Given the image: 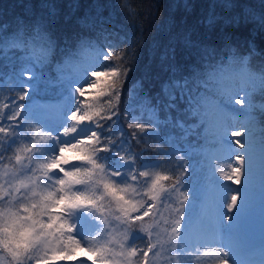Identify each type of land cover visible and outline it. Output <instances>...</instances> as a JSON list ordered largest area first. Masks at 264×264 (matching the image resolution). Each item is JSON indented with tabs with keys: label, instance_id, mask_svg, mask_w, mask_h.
Returning a JSON list of instances; mask_svg holds the SVG:
<instances>
[{
	"label": "trees",
	"instance_id": "trees-1",
	"mask_svg": "<svg viewBox=\"0 0 264 264\" xmlns=\"http://www.w3.org/2000/svg\"><path fill=\"white\" fill-rule=\"evenodd\" d=\"M88 47L101 50L100 69L128 72L104 77L108 93L99 106L87 104L98 115L82 122L76 143L89 142L90 159L70 160L59 178L79 173L80 183L58 185L62 197L87 198L71 207L44 199L55 186L47 196L37 194L43 182L33 173L53 182L57 176L55 170L45 174L50 170L35 157L42 132L33 118L43 117L28 115L59 102V71L71 70ZM109 52L113 59L104 58ZM30 68L34 76L27 86L24 73ZM262 81L264 0H0V128L6 129L0 132V225L5 233L18 231L20 224L31 222H14L27 218V209L35 218L42 205L53 204L46 211L72 227L100 225L101 243L111 246L108 264H179L182 258L201 264L199 254L192 253L190 234L195 226L221 219L225 211L213 199L227 190L217 185L213 193H200L210 177L200 163L216 136L204 130L213 114L224 110L227 93ZM24 91L28 94L21 100ZM254 93L255 100H264ZM259 115L264 120V111ZM88 130L96 134L93 143L85 139ZM257 135H264V128ZM261 167L249 168L229 208L230 229L239 232L246 247L264 242ZM158 173L169 179L161 182L163 190L153 200L149 187ZM130 204L138 206L137 212L125 215ZM146 210L149 215L139 220ZM39 218L47 222L50 216ZM63 245L57 238L41 237L20 258L0 248V264L62 259L80 264V258L59 256Z\"/></svg>",
	"mask_w": 264,
	"mask_h": 264
},
{
	"label": "rangeland",
	"instance_id": "rangeland-1",
	"mask_svg": "<svg viewBox=\"0 0 264 264\" xmlns=\"http://www.w3.org/2000/svg\"><path fill=\"white\" fill-rule=\"evenodd\" d=\"M99 52H101L100 49L92 51L88 47L84 57L79 59L71 70L61 68L62 70L59 71L57 77L58 85L55 88V92L59 93L60 96L59 102L55 103V106L48 111L37 108L35 110L37 114L28 115L30 119L35 115L43 117L42 119L33 118L35 125L42 132L39 151L35 156L41 168H45V165L59 159L63 144H74L79 137L81 138L80 130L84 125L83 123L76 125L77 131L75 133L64 134V128L71 127L75 123L70 119L72 113L76 112L78 115H83L84 112L88 111L87 104L91 105L94 102H97V105L100 104L101 98L108 93L109 88L105 78L102 77L99 82L93 83L95 77L91 75L93 72L104 73L107 71L103 68L100 69L98 65ZM31 71L32 68L24 73L26 76L23 81L27 86L30 85L29 81L33 80L28 78L30 75L34 76ZM77 89H83V94L81 95ZM234 91L229 95L228 93L225 95L224 110L215 112L212 121L204 130L205 132H214L216 136L213 138V146L205 147L204 161L207 164L203 160L200 163L210 172V177L205 179L209 182L199 187L200 193L202 197L211 192L213 193L217 185L225 186L227 190L213 199L217 205H222L225 211L221 219L211 224V226L209 222L202 223L201 228L195 226L190 234L193 237L190 243L193 246L192 253L199 254V258L202 260L201 264H222L225 261L226 264H264V244L247 248L241 241L239 232L230 229L229 222V208H232L233 197H236L235 193L239 192L238 185L247 182L243 177L245 178L247 174L250 176V169L257 163L262 166L259 173L264 174V135H257L264 128L262 124L264 120L259 115V112L264 111V100H255L253 96L255 95L254 92H260L261 98H264V81L255 84L249 83L245 87ZM250 111L254 113V117L250 116ZM91 131L85 137L86 140L92 136ZM48 132L52 133L51 138L46 135ZM72 151L74 150L66 151V154L71 155ZM237 157L240 159L238 160ZM70 160H60L58 167L46 171L47 175H54L52 170L56 171V182H53L51 178L49 180L40 176L39 171L33 173L36 174V179L40 180L39 178H41L43 182L37 190L38 195L47 196L50 191L49 188L53 186L58 188V185H61L59 178L64 175L65 167ZM34 165L39 169L37 163L34 162ZM233 168L240 169L238 184L235 183L234 179H227L224 175L225 173L229 176L234 175ZM31 184L32 182L27 183V187ZM61 193L60 187L51 192L55 201L63 198ZM206 205L210 206L211 200ZM94 228H99V231ZM72 230L73 236L81 241L79 252L72 253V256L81 258L83 263L80 264H104L111 246L101 243L100 237H102L103 232L100 225L99 227L84 226L82 228L73 226ZM178 231L182 235V230L179 229ZM182 237L184 236L182 235ZM64 247L65 245L62 246L59 256H63L62 250ZM201 247H203V250ZM93 249H104L105 252L103 255H97ZM118 253L121 254L120 249ZM62 261L69 260L62 259ZM33 264L40 263L35 262ZM179 264H190V262L182 258Z\"/></svg>",
	"mask_w": 264,
	"mask_h": 264
},
{
	"label": "snow or ice",
	"instance_id": "snow-or-ice-1",
	"mask_svg": "<svg viewBox=\"0 0 264 264\" xmlns=\"http://www.w3.org/2000/svg\"><path fill=\"white\" fill-rule=\"evenodd\" d=\"M104 58L106 59H113V55L109 52ZM128 69L125 68L121 70L118 67H112L109 70H107L104 73H97L93 72L91 75L95 77V80L93 83L99 82L102 77L107 78H114L118 76L127 75ZM29 79L32 78V76H28ZM110 86H115V81L112 82ZM77 91L80 92V94H83V89H77ZM28 93L27 91H24L23 95L20 97L21 100L24 99V96H26ZM19 108H23L24 105L21 104L18 106ZM16 115H19V112L16 113ZM95 115H98V113L94 111H86L83 115H78L76 112H73L70 119L75 122L73 126L64 128V134L69 135L73 134L77 131L76 125L79 123H82L85 120L91 121ZM13 119H15V116H13ZM139 125H136L138 127ZM5 128H0V132H5ZM46 135L51 138L52 133L48 132ZM96 137V134L93 133L91 137H89V140L94 142ZM89 142L85 140H79L77 143L74 144H63L61 147V155L59 159L53 160L50 164L45 165L44 167L47 169L56 168L59 166L60 160L69 161L74 159H90V156L87 155L89 151ZM71 155H67L66 151H71ZM17 159H21L20 156H17ZM239 160L240 158L237 157ZM94 163V162H93ZM232 172L234 175L229 176L227 173H225V177L227 179H234L235 183H239L240 181V169L239 168H233ZM47 174V173H45ZM147 175V174H146ZM67 179L61 180L60 184L62 186L64 185H70L71 183H80V176L79 173L76 172H68L66 173ZM169 179L168 176L156 174L155 178L152 179L151 185L149 187V193L151 194V197L153 200L157 199L160 192L163 190V184L161 183L164 180ZM105 187L109 191H116L115 186L111 183H106ZM54 196L52 194H49L48 197H45V200H53ZM86 197L83 194L74 195L71 198L67 196V194L61 198L60 200L56 201V204L64 205L68 204L71 207H78L81 203L86 202ZM236 197H233V205L235 204ZM55 205L53 204H44L42 205L40 212L36 214L35 218H33L32 210L27 209L28 211V217L27 218H18L14 222L20 224V220L22 219H28L31 222L28 224H20V228L18 231H13L11 233H8L6 230V236L4 237L3 243L4 246L8 249V251L13 255L15 258H20L25 252L28 251V249L34 244L35 241L40 240L41 237H54L57 238L58 242L63 241L65 247L62 250V254L64 258L66 259H72V253L76 252L78 253L81 248V241L76 239L73 235H67L66 239L64 238V234L71 233L72 231V225L68 223L66 219H62L59 215L54 214L52 211H46L47 209H53ZM137 205H128L127 208H125V215H128L129 213L137 212ZM151 210H146L143 213V216H139V220H143V217H147L149 215ZM47 214L50 216V219L45 222L39 217ZM176 228L173 229V233L177 231V228L180 225V220H176ZM37 227H40L43 229L39 233V235H34L36 233ZM97 253V255H103L105 252L104 249H93ZM148 251H151V248L148 249ZM132 254H135L133 251ZM145 257H147V253H145ZM44 264H47L45 261ZM105 264L107 262L105 261ZM222 264H226L225 262H222Z\"/></svg>",
	"mask_w": 264,
	"mask_h": 264
},
{
	"label": "clouds",
	"instance_id": "clouds-1",
	"mask_svg": "<svg viewBox=\"0 0 264 264\" xmlns=\"http://www.w3.org/2000/svg\"><path fill=\"white\" fill-rule=\"evenodd\" d=\"M40 231H43V229H40ZM5 236H6V233L4 232V226L0 225V248H3L7 252H9L8 249L4 246V243H3V240H4Z\"/></svg>",
	"mask_w": 264,
	"mask_h": 264
}]
</instances>
